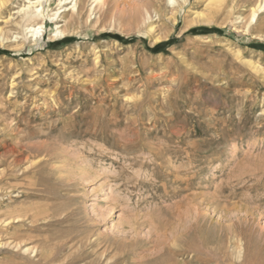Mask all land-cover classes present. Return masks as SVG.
Segmentation results:
<instances>
[{
    "label": "rangeland",
    "instance_id": "obj_1",
    "mask_svg": "<svg viewBox=\"0 0 264 264\" xmlns=\"http://www.w3.org/2000/svg\"><path fill=\"white\" fill-rule=\"evenodd\" d=\"M259 3L0 0V264H264Z\"/></svg>",
    "mask_w": 264,
    "mask_h": 264
},
{
    "label": "bare ground",
    "instance_id": "obj_2",
    "mask_svg": "<svg viewBox=\"0 0 264 264\" xmlns=\"http://www.w3.org/2000/svg\"><path fill=\"white\" fill-rule=\"evenodd\" d=\"M25 1H26L27 5L26 6L23 5V8H20L21 10L18 11L19 14H22V18L41 19V21H43V20H45V18H47L50 21H54V22L58 18V17L56 18L57 13L61 12L62 9L65 10L64 8H66L65 7L66 5L73 3L72 9H74L76 7V2H77V0H57V2H58L56 5L57 9L51 16H49V15L44 14V10H43L44 9V3H46L48 0H25ZM95 2H99V0H95ZM171 3L173 4L174 1H171ZM1 6H2V4H0V7ZM263 11H264V5L262 3L256 4L254 7H252L250 9V17H249L248 27L251 24L256 23L259 14H261ZM37 25H38L37 27L35 25L34 27H27L25 29L26 33L30 35L31 40L33 39L34 42L37 39V35L39 36V34H41V32H42L43 22H41L40 24H37ZM248 27H247V29H248ZM54 32H55V35L53 37H56L57 35H59V36L63 35L61 33V31H57V32L54 31Z\"/></svg>",
    "mask_w": 264,
    "mask_h": 264
}]
</instances>
